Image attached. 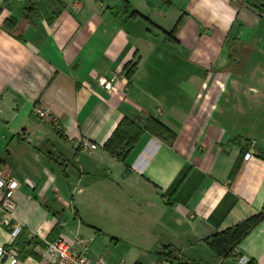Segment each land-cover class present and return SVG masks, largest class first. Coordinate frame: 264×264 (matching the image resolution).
I'll return each mask as SVG.
<instances>
[{"label":"crops","instance_id":"obj_1","mask_svg":"<svg viewBox=\"0 0 264 264\" xmlns=\"http://www.w3.org/2000/svg\"><path fill=\"white\" fill-rule=\"evenodd\" d=\"M24 1L0 0V170L18 182L10 212L0 191V245L15 264L39 258L38 241L81 236L91 246L83 225L159 259L168 246L186 261L201 258L196 248L234 261L204 240L264 211L260 1L57 0L50 21L49 0L32 21ZM112 76L110 89L99 85ZM148 115L173 138L144 130L123 159L106 149L123 118L144 125ZM251 141L258 154L243 159ZM237 251L264 264V218Z\"/></svg>","mask_w":264,"mask_h":264},{"label":"trees","instance_id":"obj_2","mask_svg":"<svg viewBox=\"0 0 264 264\" xmlns=\"http://www.w3.org/2000/svg\"><path fill=\"white\" fill-rule=\"evenodd\" d=\"M45 0H25L24 10L26 17L29 21H32L40 16V9L38 2ZM57 8L48 15L47 21H50L63 7L64 3L57 0H49ZM261 3L260 10L264 12V0H259ZM13 19H7L5 21L6 27L13 25ZM131 70V69H130ZM144 130H149L154 135L163 137L164 139L173 138L172 132L167 129L158 120L151 115L146 116V122L144 125L139 121H130L123 118L116 126L111 137L106 141L104 146L115 157L123 159L132 147L133 143L138 139ZM244 150V149H243ZM244 154V152H243ZM242 154V158H243ZM238 168V164H235L231 170L230 176L232 177ZM264 218V211H261L255 215H252L236 224L227 227L219 232L214 233L204 240V243L212 251L216 259H225L229 257V252L237 247L242 238L261 220ZM49 240V239H48ZM53 240V239H50ZM37 242V241H36ZM41 243L42 242H37ZM16 244L22 255L29 254L26 250L27 243L21 241H13V245ZM37 256V255H36ZM163 258L171 263L177 262L178 264H187V261L179 255V252L174 248L168 247L164 250ZM248 264H252L249 262Z\"/></svg>","mask_w":264,"mask_h":264},{"label":"built area","instance_id":"obj_3","mask_svg":"<svg viewBox=\"0 0 264 264\" xmlns=\"http://www.w3.org/2000/svg\"><path fill=\"white\" fill-rule=\"evenodd\" d=\"M115 77L99 79V85L105 89H110ZM39 118L46 119L51 114L47 107L38 108L36 110ZM156 113L158 116L163 115V110L157 108ZM84 148L87 151H92L97 148V144L94 142H85ZM254 142H249V148L244 153L243 159H248L257 155ZM18 187V182L14 178L8 176L3 170H0V191L3 192L4 197L2 200V207L5 212H10L14 203L12 200V192ZM21 233V227L19 225L14 226L12 235L18 236ZM229 257L234 258L238 264H248L249 258L237 251V247H234ZM9 258V264H15L18 261V256L14 253L13 249L9 246L0 245V258ZM32 264H105L104 257H98L92 259L89 255V243L88 240L81 236H75L72 241L65 240L62 237H57L53 240H44L43 248L39 258L30 257Z\"/></svg>","mask_w":264,"mask_h":264},{"label":"rangeland","instance_id":"obj_4","mask_svg":"<svg viewBox=\"0 0 264 264\" xmlns=\"http://www.w3.org/2000/svg\"><path fill=\"white\" fill-rule=\"evenodd\" d=\"M82 235L91 237L93 242L89 246V255L92 259L104 257L105 264H178L171 263L164 258L159 259L155 254L154 248H147L129 242L126 238L120 239L110 233H98L93 228H87L84 225L79 229ZM193 253H199L201 258L194 262L188 261L187 264H216L210 261L208 253L200 249L192 250ZM206 255V256H205ZM234 257V255L230 254ZM234 259V258H232ZM224 264H238L235 260H227Z\"/></svg>","mask_w":264,"mask_h":264},{"label":"water","instance_id":"obj_5","mask_svg":"<svg viewBox=\"0 0 264 264\" xmlns=\"http://www.w3.org/2000/svg\"><path fill=\"white\" fill-rule=\"evenodd\" d=\"M156 251H157V252H160V253H164V251L161 250V249H156Z\"/></svg>","mask_w":264,"mask_h":264}]
</instances>
